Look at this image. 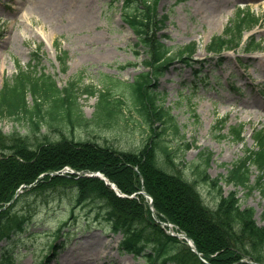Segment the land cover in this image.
Returning a JSON list of instances; mask_svg holds the SVG:
<instances>
[{
    "label": "rangeland",
    "instance_id": "1",
    "mask_svg": "<svg viewBox=\"0 0 264 264\" xmlns=\"http://www.w3.org/2000/svg\"><path fill=\"white\" fill-rule=\"evenodd\" d=\"M122 8V0H37L36 3L0 0V91L18 73L19 65L27 69L33 62L32 65H38L37 72L50 75L60 89L75 82L81 113L85 119L92 120L100 92L108 88L100 80L105 85L104 78L133 81L147 70L143 66L146 55L144 51L136 54L134 46L138 39L123 21ZM242 8H251L264 19V0H159L156 10L159 19L167 14L164 27L156 34L164 38L173 52L196 43L194 59L211 61L205 68L194 62L195 69L176 61L160 78L159 100L172 109L182 132L180 136L166 138V142L175 149L185 148L184 157L179 158L181 154L177 153L176 162L190 180L194 178L191 163L198 161L202 153H212L207 172L212 179H221L225 193L234 190L225 180L231 165L253 147L252 134L264 130V67L257 61L264 55V20L245 37L255 35L256 52L248 53L243 47L220 57L210 55L207 50L211 39L223 35ZM38 50L40 58L34 62L33 53ZM63 52L67 53L65 71L59 61ZM199 68L208 77L214 71L220 78L199 84L193 77ZM190 85L198 88L192 96ZM89 87L95 89L94 95L85 92ZM28 101L33 103L31 95ZM136 112L123 108L118 123L111 126L89 121L86 126L50 131V140L64 135L121 150L138 149L146 140L148 130ZM224 119L225 125L219 127L218 122ZM240 124L246 126L243 143L220 137L229 135ZM14 130L22 134L29 131L24 121L10 118L0 121V133L11 134ZM259 176L252 167L250 184L255 185ZM199 189L212 206L217 192L204 185H199ZM237 190L241 207L253 208L256 221L264 223V190ZM72 204L71 192H36L23 200L17 212L30 213L31 222L29 230L16 235L8 246L15 256L13 264H40L39 253L53 251L45 248L51 234H67L58 241L65 244L51 264H146L144 260L121 253V236L113 235L106 223L95 222L87 211L76 210L77 216L69 218ZM65 223L67 228L58 232V226ZM3 246L5 242L0 244Z\"/></svg>",
    "mask_w": 264,
    "mask_h": 264
},
{
    "label": "trees",
    "instance_id": "2",
    "mask_svg": "<svg viewBox=\"0 0 264 264\" xmlns=\"http://www.w3.org/2000/svg\"><path fill=\"white\" fill-rule=\"evenodd\" d=\"M156 3L157 0H125L123 16L139 39L136 47H142L149 58L146 61L149 72L140 74L133 82H118L117 87L119 93H126L127 102L137 109L147 126L148 134L140 148L121 150L64 135L50 140V131L86 126L89 121L99 126L117 124L125 98H114L113 90L100 92L95 117L89 120L81 113L75 82L60 89L51 76L32 75L20 69L18 75L3 85L0 121L6 118L24 121L29 131L0 133V241L13 240L14 235L27 230L30 213L17 212L27 196L30 198L36 192H71L70 217L79 208L97 221H104L114 233L123 234L121 250L146 259L147 264H205L199 255L209 264H246L239 263L244 258L264 264V224L256 222L252 208H241L237 190H264V132L255 136L256 149L248 150L243 159L231 165L225 180L235 190L227 194L221 189V179H212L207 173L210 152L202 153L198 162L191 163L192 180L179 168L177 153L183 158L185 148L175 149L166 142L171 135H180L179 126L171 110L157 102L158 91L153 82L176 61L194 67L196 44L173 52L156 36L155 30L167 19H157ZM257 21L249 12L238 15L224 36L211 40L208 51L221 56L238 46L243 32L252 29ZM60 60L65 64V58ZM85 92L96 93L93 87ZM28 95L33 97L32 104ZM242 129L243 126L233 128L230 138L241 140ZM67 166L80 172L100 171L129 196L144 188L154 199L158 218L175 224L192 238L199 255L154 220L142 195L118 197L99 178L46 175L39 179L42 174ZM251 167L260 175L255 185L250 184ZM33 183L34 187L26 188L7 207L22 185ZM199 185L217 192L212 206L205 201ZM2 258L6 260L5 254Z\"/></svg>",
    "mask_w": 264,
    "mask_h": 264
},
{
    "label": "bare ground",
    "instance_id": "3",
    "mask_svg": "<svg viewBox=\"0 0 264 264\" xmlns=\"http://www.w3.org/2000/svg\"><path fill=\"white\" fill-rule=\"evenodd\" d=\"M37 0H34V3H36ZM257 61L264 67V55L257 59ZM256 101V100H255ZM259 115H256V118L259 119Z\"/></svg>",
    "mask_w": 264,
    "mask_h": 264
},
{
    "label": "water",
    "instance_id": "4",
    "mask_svg": "<svg viewBox=\"0 0 264 264\" xmlns=\"http://www.w3.org/2000/svg\"><path fill=\"white\" fill-rule=\"evenodd\" d=\"M187 239H189V238H187ZM190 240V239H189Z\"/></svg>",
    "mask_w": 264,
    "mask_h": 264
}]
</instances>
